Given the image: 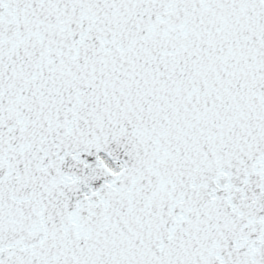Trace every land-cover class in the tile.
I'll return each instance as SVG.
<instances>
[{"label":"snow or ice","instance_id":"snow-or-ice-1","mask_svg":"<svg viewBox=\"0 0 264 264\" xmlns=\"http://www.w3.org/2000/svg\"><path fill=\"white\" fill-rule=\"evenodd\" d=\"M0 264H264V0H0Z\"/></svg>","mask_w":264,"mask_h":264}]
</instances>
